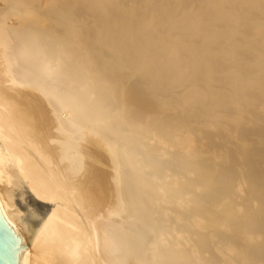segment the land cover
<instances>
[{
	"label": "bare ground",
	"instance_id": "1",
	"mask_svg": "<svg viewBox=\"0 0 264 264\" xmlns=\"http://www.w3.org/2000/svg\"><path fill=\"white\" fill-rule=\"evenodd\" d=\"M0 210L21 264H264V0H0Z\"/></svg>",
	"mask_w": 264,
	"mask_h": 264
},
{
	"label": "water",
	"instance_id": "2",
	"mask_svg": "<svg viewBox=\"0 0 264 264\" xmlns=\"http://www.w3.org/2000/svg\"><path fill=\"white\" fill-rule=\"evenodd\" d=\"M36 228L27 227L30 232L29 242L19 237L14 226L7 228L3 213L0 210V264H21V251L28 249Z\"/></svg>",
	"mask_w": 264,
	"mask_h": 264
},
{
	"label": "rangeland",
	"instance_id": "3",
	"mask_svg": "<svg viewBox=\"0 0 264 264\" xmlns=\"http://www.w3.org/2000/svg\"><path fill=\"white\" fill-rule=\"evenodd\" d=\"M26 201L29 202V203H31V202L37 203V202H35V200H32V198H29V197H28V199Z\"/></svg>",
	"mask_w": 264,
	"mask_h": 264
}]
</instances>
